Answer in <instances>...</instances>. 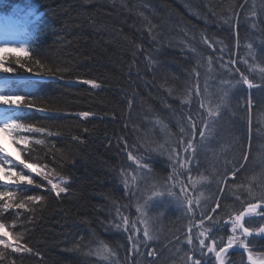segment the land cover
<instances>
[{
    "label": "trees",
    "instance_id": "obj_1",
    "mask_svg": "<svg viewBox=\"0 0 264 264\" xmlns=\"http://www.w3.org/2000/svg\"><path fill=\"white\" fill-rule=\"evenodd\" d=\"M20 11L31 12L34 24L29 37H16L12 46L25 44L29 54H3L13 72L0 70V83L9 80L16 92L24 91L20 81L32 77L17 57L34 71L59 69L61 79L44 80L31 93L47 114L6 112L60 134L14 133L29 144L12 142L17 156L8 157L9 167L27 172L20 159L46 162L68 179L69 191L60 198L44 191V201L16 208L26 195L42 190L0 181V191L15 192L13 207L0 212V219L24 233L25 247L32 249L13 253L0 247V264H188L187 240L199 231L189 232L190 220L198 224L202 211L215 217L218 199L224 211L217 212L224 216L239 204L236 195L250 198L249 187L264 192V88L232 87L241 72L261 83L264 0H0V17ZM221 50L240 71L221 66ZM85 111L88 117L76 115ZM203 120L215 122L205 128ZM193 121L205 129L206 139L191 135ZM189 141L195 149L188 148ZM244 152L250 162L243 160ZM145 163L151 171L141 167ZM240 163L246 170L232 176ZM162 195L172 197L162 206L174 207L164 223L161 212L141 213L144 201ZM148 224L157 230L158 245L145 241ZM131 240L137 241L135 251ZM251 240L252 249L264 255V238ZM214 256L210 253L212 264ZM225 261L246 264L236 253Z\"/></svg>",
    "mask_w": 264,
    "mask_h": 264
},
{
    "label": "snow or ice",
    "instance_id": "obj_2",
    "mask_svg": "<svg viewBox=\"0 0 264 264\" xmlns=\"http://www.w3.org/2000/svg\"><path fill=\"white\" fill-rule=\"evenodd\" d=\"M34 24L33 15L31 12H13L7 15L0 17V34H2L7 40L10 37H29V28ZM204 44L210 49L215 48V43L211 41L210 38L204 39ZM11 52H20L24 53L26 56L29 54V49L25 44H20L19 46H9L5 43L3 46H0V70L5 74H11L13 69L8 66H4L5 53ZM16 63L24 68L25 72L30 73L32 78L24 79L20 81V84L23 85V92H16L14 90V85L11 81L5 80L3 83H0V105L4 106L8 110H19L23 109L26 113H31L33 111L46 113L47 109L43 106H40L37 103L38 97L32 96L31 93L36 89L42 81L49 79H61L59 75H56V72H59V69L53 71L52 68L45 70H33L30 67H25L19 57L16 58ZM38 69L42 68V62L37 60L35 61ZM219 63L222 67L229 65L227 68L228 72L231 73L233 69L235 71H240L236 68V62L231 60L225 61L223 59V50H221V58ZM261 83H255L243 72L240 73V79L235 80L233 76L232 79L235 80V83L232 84V87H237L241 83L246 86L249 90L253 88H264V68L260 69ZM197 76L199 73H196ZM78 83L91 85L92 88L100 87L99 84L88 79H80ZM231 84V81H228ZM225 89V93H227ZM199 94V90L198 93ZM203 107V105H202ZM252 101H248V108L251 111ZM59 114V113H57ZM68 115L70 113H64ZM76 115L80 117H88L89 112H80ZM191 115V114H190ZM210 115H219V111L215 113H210ZM0 116L3 117L0 120V133L6 134L8 137L12 138V142L17 145L29 144V140L24 136H15L14 133L25 132V133H46L47 136H58L60 133L52 130H46L40 126H34L32 123L24 122V118L17 115L16 111H12V114L9 115L8 112L0 113ZM205 125V128H211L213 120L211 123L209 121H202ZM202 139H206L207 135L204 128L198 129L196 123L192 122V136L196 134ZM73 140L79 139L77 136L72 137ZM82 142V141H81ZM36 144H44L45 140L37 139L35 140ZM188 148L195 149V145L189 141ZM187 150V149H186ZM243 160L245 162H250L249 154L247 152L242 153ZM129 159H133L132 156H129ZM187 160L188 158L185 157ZM23 166V169H26L27 172L16 170L15 166L6 168L3 163H0V180L8 184H23L28 186H34L41 189L40 193L29 194L24 197L19 203L15 204L16 208H27L26 202H42L46 199V196L43 194L44 191H47L49 195H55L57 198L61 197V194L67 193L69 191L67 185L69 183L67 178H63L61 173L58 172L54 167L50 168L49 165L45 163L38 162H26L25 159H20L18 162ZM141 167L151 171L148 165L142 164ZM183 167V164L181 165ZM242 170H246V163H240L238 166H233L230 170L232 176H237L241 173ZM28 173H33L36 177H40L45 184L38 183L34 178L30 177ZM227 175V173L225 174ZM174 178V177H173ZM20 191H27L26 189H18ZM183 191V189H182ZM220 192L224 193L223 188L219 189ZM249 199H242L240 195H236L235 201H239L237 205L235 202L231 206V210L224 212V216H221L217 209L224 211L223 201H217L216 207L212 208L213 213H217L215 217L208 215L205 217L204 212L200 213L201 219L199 223L196 224L194 219L190 220L189 223V232H192L193 228L199 229L198 235L192 236L189 235L187 243L189 245L187 254L188 264H212L211 258L208 256L209 253L215 255L216 264H224V258L221 255L222 253L227 255L229 249H232L234 246L241 248L245 253H248L249 264H264V260H254L252 255V244L253 240L249 238H264V192L257 194L252 187L248 188ZM15 196L13 191H0V201H7L0 206V212H4L7 209L13 207L11 201ZM227 196L225 194L224 199L226 200ZM185 200H188V197H184ZM191 205L192 201H188ZM189 213L192 212L191 207L188 208ZM205 219L211 221L214 227H209L205 223ZM15 225H9L4 219H0V247L3 249H11L13 253L19 252H31L32 249L25 247L26 241L24 240V233H17L13 231ZM213 233L219 234V239L216 238V235ZM230 233V234H229ZM227 236L226 242L224 237ZM151 239V236L146 231L145 232V241ZM199 241V250H197L194 241ZM206 240H210L211 243H206ZM11 241V242H10ZM21 241H24L23 243ZM133 245V251L136 250L137 241L131 240ZM206 249V251H204ZM217 249H219L217 251ZM197 251L199 255L197 256ZM152 255V253H149ZM4 258V253H0V259Z\"/></svg>",
    "mask_w": 264,
    "mask_h": 264
},
{
    "label": "rangeland",
    "instance_id": "obj_3",
    "mask_svg": "<svg viewBox=\"0 0 264 264\" xmlns=\"http://www.w3.org/2000/svg\"><path fill=\"white\" fill-rule=\"evenodd\" d=\"M5 43H7L9 46H12V44L16 43V38L10 37L6 40L5 37L2 34H0V46H3ZM216 96L219 97V94H216L214 97H216ZM4 109H6V108L4 106L0 105V113H4L5 112ZM2 119H3V117L0 116V120H2ZM9 148L11 150L14 149L13 145L11 144V138L8 137L6 134L0 133V163H3L6 168L9 167V160L7 159V157L9 156L7 149H9ZM0 181H2V180H0ZM163 198H164V196L163 197H156L153 200L144 201V207H142L141 213L145 214L146 211H148V213L150 215H155L157 210L159 209V207L161 205V199H163ZM167 198H169V197H167ZM162 203H165V202H162ZM174 204H177V203L174 202ZM149 208H150V210H149ZM161 227H162V224L159 226L158 230L161 231V229H162ZM154 232L157 233V230L153 229V232L150 233V236H151L150 241L153 242L154 244L158 245L159 240H157V238L154 237Z\"/></svg>",
    "mask_w": 264,
    "mask_h": 264
},
{
    "label": "bare ground",
    "instance_id": "obj_4",
    "mask_svg": "<svg viewBox=\"0 0 264 264\" xmlns=\"http://www.w3.org/2000/svg\"><path fill=\"white\" fill-rule=\"evenodd\" d=\"M205 143H206V145H212V144H207V143H210V142H206L205 141ZM167 197H169V196H165L163 199H161V206H162V204H165V203H169L171 200H172V197H169V198H167ZM171 198V199H170ZM162 202H165V203H162ZM173 208L174 207H171L170 206V208H165V207H159V209L157 210V212H161L162 213V216L159 218L160 220H161V222H166V220H167V218H170L171 219V216H170V214H171V212H173L172 210H173ZM170 210V211H169ZM162 211H164V212H162ZM170 212V213H169ZM159 225H161V224H159ZM195 246H197V247H199V241L197 242V244H195ZM243 252H244V250H243ZM245 253V252H244ZM245 254H247L248 255V253H245ZM198 255H199V253H198ZM223 255V254H222ZM243 255V254H242ZM252 255H253V259L255 260V257H256V254L254 253V250L252 249ZM208 256L210 257V253L208 254ZM227 256V258L229 257V254H227L226 255ZM215 257V256H214ZM243 257H245L244 255H243ZM246 258V257H245ZM227 263H228V261H227Z\"/></svg>",
    "mask_w": 264,
    "mask_h": 264
},
{
    "label": "water",
    "instance_id": "obj_5",
    "mask_svg": "<svg viewBox=\"0 0 264 264\" xmlns=\"http://www.w3.org/2000/svg\"><path fill=\"white\" fill-rule=\"evenodd\" d=\"M229 250H234V251H236L237 253H239L241 255L243 254L246 257L247 264H249L248 255L243 252V249L234 246L232 249H229Z\"/></svg>",
    "mask_w": 264,
    "mask_h": 264
},
{
    "label": "flooded vegetation",
    "instance_id": "obj_6",
    "mask_svg": "<svg viewBox=\"0 0 264 264\" xmlns=\"http://www.w3.org/2000/svg\"><path fill=\"white\" fill-rule=\"evenodd\" d=\"M254 253L256 254V260H264V255L263 254H260L259 251H254ZM263 258V259H261Z\"/></svg>",
    "mask_w": 264,
    "mask_h": 264
}]
</instances>
